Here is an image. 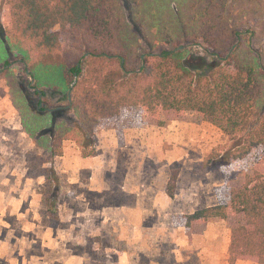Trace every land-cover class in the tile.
I'll use <instances>...</instances> for the list:
<instances>
[{"label": "rangeland", "instance_id": "obj_1", "mask_svg": "<svg viewBox=\"0 0 264 264\" xmlns=\"http://www.w3.org/2000/svg\"><path fill=\"white\" fill-rule=\"evenodd\" d=\"M196 1L136 0L144 18L135 17L150 35L164 24L174 31L178 21L188 20L202 3ZM232 8L237 22L263 28L256 47L264 49V0H235ZM9 27L10 7L0 0V264H24L25 243L29 252L25 264H64L63 248L65 254L84 256L85 264H230L231 231L244 222L243 216L192 226L183 217L229 203L231 190L242 185L246 174L264 171V150L257 147L232 161L235 143L199 112H168L166 125L159 126L141 107H125L119 117L96 126V156L84 157L81 143L69 138L64 154L51 158L24 128L15 100L27 93L38 109L46 100L65 107L70 90L40 83L60 78L57 68H37L41 77L31 76L24 54L8 37ZM154 37L158 48L166 45L161 44V34ZM140 41L150 50L144 39ZM4 44H10L12 52L5 53ZM195 48L197 59L193 57L192 63L206 54L202 47ZM6 60L10 63L4 65ZM68 81L71 85L72 79ZM42 90L44 97L37 94ZM172 180L175 190L170 196ZM109 189L112 193L107 194ZM98 190L107 194L117 211L112 216H121L120 222H109L104 233L88 230L85 242L77 246L69 240L71 225L83 237L86 230L79 228L76 218L72 221L71 213L92 211L99 203ZM40 229L52 231L57 241L51 243L58 245L59 253L42 246ZM235 264L259 263L241 259Z\"/></svg>", "mask_w": 264, "mask_h": 264}, {"label": "trees", "instance_id": "obj_2", "mask_svg": "<svg viewBox=\"0 0 264 264\" xmlns=\"http://www.w3.org/2000/svg\"><path fill=\"white\" fill-rule=\"evenodd\" d=\"M121 1L6 0L8 37L24 54L31 76L41 77L37 68H57L60 78L40 83L71 91L65 107L46 100L38 109L27 93L15 100L35 142L55 158L64 154L65 141L75 138L84 157L95 156L96 126L119 117L125 107H141L159 126L166 125L168 112H199L235 143L232 161L257 147L264 150V49L256 47L263 28L233 19L235 0H197L202 3L188 20L178 21L177 30L164 24L150 35L136 20L144 18L136 0ZM158 33L166 44L159 48ZM4 46L5 53L12 52L10 44ZM197 46L206 54L192 63ZM168 190L174 194V180ZM234 215H242L244 222L231 231L230 264L241 259L264 264V171L246 174L242 185L231 190L229 203L198 209L183 219L192 226Z\"/></svg>", "mask_w": 264, "mask_h": 264}, {"label": "crops", "instance_id": "obj_3", "mask_svg": "<svg viewBox=\"0 0 264 264\" xmlns=\"http://www.w3.org/2000/svg\"><path fill=\"white\" fill-rule=\"evenodd\" d=\"M95 190H97V188ZM97 192L99 194V198H98L99 203L96 206H94L93 209L90 208L92 211H77V212L73 211L71 213L72 221L73 219L76 218L77 221L80 222V224L78 225L80 226L79 228L81 230H86L84 237H83V234L81 235L80 233H75V229H74L75 224L71 225L72 229L70 230L72 232V235L70 236L69 240L72 243H76L77 246L85 242V235L88 234V230H92L93 233L95 232L104 233L106 231V226L110 225L109 222H114V221L120 222L119 219L121 216L119 215L112 216V213L113 211L115 212V209L112 206H110L109 204L110 201L107 199V194L112 193L111 189H109L107 194L105 195H104V191L98 190ZM92 212L95 214H92ZM123 220L125 221V218H123ZM59 237H60V234H59ZM38 238L42 240L43 242L42 246L44 248L50 247V248L55 249L56 252L58 253L60 252L58 245L51 243L52 240L57 241V238H53V233L50 229H44V230L42 229L41 232L38 234ZM21 250H22L23 263L25 264L27 261V257L29 256L26 243L21 245ZM44 250L45 249H42V251ZM65 252L66 251L63 248L62 257L64 259L63 260L64 264H85L84 256H82L81 254H65ZM16 262L18 263V260Z\"/></svg>", "mask_w": 264, "mask_h": 264}, {"label": "water", "instance_id": "obj_4", "mask_svg": "<svg viewBox=\"0 0 264 264\" xmlns=\"http://www.w3.org/2000/svg\"><path fill=\"white\" fill-rule=\"evenodd\" d=\"M73 84H74V83H73ZM73 84H72V85H73ZM70 96H71V91H70Z\"/></svg>", "mask_w": 264, "mask_h": 264}]
</instances>
